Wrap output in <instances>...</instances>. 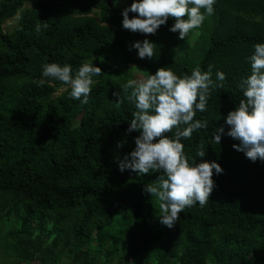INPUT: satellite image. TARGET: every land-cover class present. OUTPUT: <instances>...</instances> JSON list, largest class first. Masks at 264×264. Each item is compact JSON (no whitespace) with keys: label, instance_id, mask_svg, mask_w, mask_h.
Returning <instances> with one entry per match:
<instances>
[{"label":"trees","instance_id":"obj_1","mask_svg":"<svg viewBox=\"0 0 264 264\" xmlns=\"http://www.w3.org/2000/svg\"><path fill=\"white\" fill-rule=\"evenodd\" d=\"M134 2L139 0H128L122 9ZM16 16L17 27L5 31V22ZM122 21L106 0L0 3L5 258L13 264H264V161L253 162L234 149L240 141L227 135L225 122L245 99L239 85L251 75L254 46L264 43V0H216L214 13L193 30L198 43L209 30L202 58L197 45L178 55L181 39L170 31L172 18L155 35L133 33ZM144 40L156 46L152 58H139L133 47ZM85 62L102 69L93 77L86 105L71 97L69 86L42 75L45 64L71 65L75 75ZM131 65L146 70L144 79L161 68L183 78L211 66L212 80L223 83L210 89L207 110L196 113L208 128L181 141L190 164L215 162L223 172L213 170L216 186L208 203L186 207L173 228L160 223L159 201L144 191L160 173L139 176L119 168L140 135L127 132L137 110L126 98L131 90H122ZM218 71L225 81L217 80ZM114 92L124 101L119 106ZM221 127L217 144L213 133ZM201 144L203 158L196 156Z\"/></svg>","mask_w":264,"mask_h":264},{"label":"clouds","instance_id":"obj_2","mask_svg":"<svg viewBox=\"0 0 264 264\" xmlns=\"http://www.w3.org/2000/svg\"><path fill=\"white\" fill-rule=\"evenodd\" d=\"M215 3L216 0H139L123 10L122 24L124 29L133 33L155 35L172 18L175 23L170 31L179 33V38L184 40L190 32L202 26L206 15L214 13ZM129 13L138 16L129 18ZM44 27H47L46 23ZM36 31H41V25H36ZM133 47L138 50L139 58L144 59L154 56L156 46L144 40L136 42ZM250 62L251 75L239 85L245 99L240 100L225 122L230 126L227 135L240 141L239 145H233L234 149L244 152L255 162L258 159L264 161V43L254 46ZM101 74L102 69L89 62L83 63L75 75L72 66L67 64H45L42 71L43 77L69 86L71 97L85 105L92 91L93 77ZM216 78L223 82L226 74L218 71ZM38 83L42 86L45 80ZM216 87L223 88V83L217 85L212 80L211 66L207 71L197 67L191 75L186 74L183 78L168 68H161L154 75L130 79L122 86L124 92L131 90L126 98L137 109L127 132L138 131L140 135L135 138V149L119 162V168L121 172L130 170L139 176L160 173L157 182L145 185L144 191L158 199L160 223L168 228L175 226L186 207L197 202L204 207L208 203L216 186L213 170L216 174L223 172L215 162L197 164L194 161L190 164L181 142L191 139L194 132L208 128L207 121L195 117L197 111L203 113L207 110L210 89ZM113 95L118 98L117 106L124 102L120 99L121 93L114 92ZM167 133H173V136L169 137ZM223 133V127L213 133L215 143L220 144ZM118 147H123V143H118ZM205 155L201 144L196 156L203 158ZM48 227L51 230L53 225L49 223Z\"/></svg>","mask_w":264,"mask_h":264},{"label":"rangeland","instance_id":"obj_3","mask_svg":"<svg viewBox=\"0 0 264 264\" xmlns=\"http://www.w3.org/2000/svg\"><path fill=\"white\" fill-rule=\"evenodd\" d=\"M2 1L3 0H0V3ZM112 2H113L114 6L116 8L122 9L123 6H126L127 5L128 0H112ZM26 6L31 8V7H33V3H27ZM18 22H19V17L18 16L14 17L12 19L7 20L5 22V24H4V26H3L4 27V30L7 31V32H12L17 27ZM208 28H210V27H208ZM202 30H206V29H203L202 28ZM208 33H209V30H207V33L205 34V36L200 40V43H198L197 42L198 41V34H197V32H195V31L190 32L189 33V36L187 38H185L184 40H180V45H179L180 50L179 51L177 50L178 51V55H181L182 53L186 52V50L189 47L192 48V49H194L195 46L197 45L196 46V48H197L196 52L197 53L195 52L196 53V56L202 58V55L205 54L204 52H205V50L207 48V44H208V38H209L208 37ZM133 66L134 65H131L129 67V69L132 72L131 79H136V80L144 79V74H146V70L143 69V68H141V67H137V66L133 67ZM0 250L2 251V247L1 246H0ZM0 255H2L1 258H0V264H1L3 262V260H4L5 254L2 251L0 253ZM7 259L10 260V263L12 262L11 264L14 263L13 260H12V258H9L8 257ZM32 264H36V262H34Z\"/></svg>","mask_w":264,"mask_h":264},{"label":"water","instance_id":"obj_4","mask_svg":"<svg viewBox=\"0 0 264 264\" xmlns=\"http://www.w3.org/2000/svg\"><path fill=\"white\" fill-rule=\"evenodd\" d=\"M106 3H107V5H108V7H109V9H110V11L112 13H115V14H121V13H123V10L122 9H118V8H116L114 6L112 0H106Z\"/></svg>","mask_w":264,"mask_h":264},{"label":"crops","instance_id":"obj_5","mask_svg":"<svg viewBox=\"0 0 264 264\" xmlns=\"http://www.w3.org/2000/svg\"><path fill=\"white\" fill-rule=\"evenodd\" d=\"M1 252H2V251L0 250V253H1ZM1 256H2V255H0V258H1ZM11 263H12V262H11ZM11 263H10V260H9V259H7V258L4 257V260H3V262H2L1 264H11ZM33 263H34V262H33ZM31 264H32V263H31Z\"/></svg>","mask_w":264,"mask_h":264}]
</instances>
